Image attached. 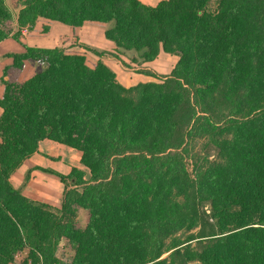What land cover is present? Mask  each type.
<instances>
[{"label": "trees", "instance_id": "obj_1", "mask_svg": "<svg viewBox=\"0 0 264 264\" xmlns=\"http://www.w3.org/2000/svg\"><path fill=\"white\" fill-rule=\"evenodd\" d=\"M7 1L0 43L24 52L0 80V264H264V0H10L17 18ZM56 25L60 47L27 45ZM85 27L115 54L82 44ZM162 51L171 74L130 88L103 61ZM45 140L90 175L37 168L60 180V208L23 195L30 174L11 182Z\"/></svg>", "mask_w": 264, "mask_h": 264}, {"label": "crops", "instance_id": "obj_2", "mask_svg": "<svg viewBox=\"0 0 264 264\" xmlns=\"http://www.w3.org/2000/svg\"><path fill=\"white\" fill-rule=\"evenodd\" d=\"M139 1L146 6L156 7L165 0ZM68 32L69 30L67 27L63 25H56L53 27L50 36L43 39L28 40L27 45L32 48L54 49L61 46V37L66 35ZM80 41L82 44L90 45L100 51L110 53L116 52V45L106 39L104 31L101 29L91 27L83 28L80 32ZM23 52V47L12 38L0 43V80L4 75V70L13 63V59L9 56L13 54H21ZM103 61L117 75V79L120 84L126 88L136 86L140 83L154 82V78L151 76L144 75L140 72L135 73L126 71L122 64L112 57L105 58ZM178 61L179 58L177 56L169 55L162 51L155 61L146 63L142 67L148 72L165 76L171 74ZM31 65V62L25 63L24 71L20 78L21 81H24L23 79L26 77L24 76L25 73L27 75L25 81L31 79L33 75H35L34 71L30 72V74L25 72L28 66ZM3 95L4 86L0 84V98H2ZM1 114L2 110L0 109V116ZM66 149H68L66 146L54 143L52 141L45 140L41 142L38 152L30 159L26 160L24 164L12 175L11 182L14 188H21L25 183L27 175L30 174V179L26 184V187L23 189V195L26 198L33 201L37 200L36 196H33V194L30 192L31 187L39 189L42 194L57 196L56 192H53V190L47 189L44 186H47V183H51L54 185V190H61L60 187L62 185L58 177L47 174L41 170H38L37 168L53 170L64 175L70 174L72 169L79 168L78 166L81 163L82 156H79L80 154L78 151L76 152V155H73ZM67 159L69 160V163H66ZM47 205L49 204L47 203ZM50 205L54 208H60L61 206L57 204Z\"/></svg>", "mask_w": 264, "mask_h": 264}, {"label": "rangeland", "instance_id": "obj_3", "mask_svg": "<svg viewBox=\"0 0 264 264\" xmlns=\"http://www.w3.org/2000/svg\"><path fill=\"white\" fill-rule=\"evenodd\" d=\"M7 4H8V7L10 8V10H12V12L14 13V15H15V17L17 18V15H18V12L17 11H15L14 9H13V7H12V5H11V1L10 0H8L7 1ZM69 34V32L66 34V35H68ZM66 35H63V36H66ZM62 36V37H63ZM85 46H87V47H92V46H90V45H85ZM113 54H115V53H113ZM119 56V58L121 59V61H123V62H125L129 67H127V66H124L123 65V63L121 62V61H119L121 64H122V66H123V68L126 70V71H129V72H140L141 73V71L142 70H144V68L142 67L143 65L141 64V61L139 60V59H137L136 57H137V55L135 54V53H124V54H120V55H118ZM108 58V57H107ZM112 58H114V59H116L115 57H112ZM137 59V63H134L133 62V60L134 59ZM117 60V59H116ZM37 68H38V66L35 64V63H32V65L31 66H28V68H27V70L25 71V72H27V73H29L30 74V72H33L34 71V74H35V72L37 71ZM153 75H154V82H157L158 81V79L159 78H161V77H163V75H159V74H156V73H152ZM170 75V74H169ZM24 76H26L27 77V75H26V73H25V75ZM34 76V75H33ZM165 76H167V75H165ZM25 77V78H26ZM25 78L23 79L24 81L23 82H25ZM27 81V80H26ZM66 148H68V147H66ZM66 150H68L69 152H71L73 155H76L77 153V151H73V149H71V148H68V149H66ZM79 156H82V153L81 152H79ZM71 157V156H70ZM74 158V157H73ZM72 158V159H73ZM82 159V158H81ZM74 162V161H73ZM66 163H69V160L67 159V161H66ZM79 168L78 169H80V170H82L83 171V173L85 174V179L86 180H88L89 178H90V175H89V171L80 163L79 164V166H78ZM47 186H44L45 188H47V189H50V190H53V192H56V194H57V196H50V195H46V194H42L40 191H39V189H35L34 187H31V189H30V192H31V194H33V196H36V198H37V202H41V203H48L49 205L50 204H57V205H61V203H62V197H63V186H61L60 188H61V190H54L53 189V184H51V183H47L46 184ZM51 206V205H50ZM61 207V206H60ZM78 221H79V223H80V225L84 228L85 226H86V224H87V216H86V213L85 212H81L80 213V215L78 216ZM62 246L65 248V252H66V255L70 258V257H73L74 256V251H72L70 248H68V246H67V244H66V242H64V243H62Z\"/></svg>", "mask_w": 264, "mask_h": 264}]
</instances>
